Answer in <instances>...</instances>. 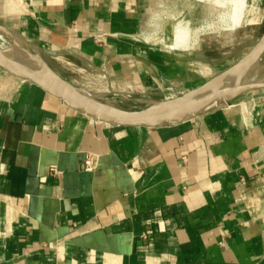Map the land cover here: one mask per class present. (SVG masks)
Wrapping results in <instances>:
<instances>
[{
  "label": "crops",
  "instance_id": "1",
  "mask_svg": "<svg viewBox=\"0 0 264 264\" xmlns=\"http://www.w3.org/2000/svg\"><path fill=\"white\" fill-rule=\"evenodd\" d=\"M180 21L190 37L175 49ZM212 23L261 38L264 0L234 29L210 0H0V27L60 52L52 66L148 97L195 83ZM0 264H264V90L177 125L125 128L0 69Z\"/></svg>",
  "mask_w": 264,
  "mask_h": 264
},
{
  "label": "water",
  "instance_id": "2",
  "mask_svg": "<svg viewBox=\"0 0 264 264\" xmlns=\"http://www.w3.org/2000/svg\"><path fill=\"white\" fill-rule=\"evenodd\" d=\"M0 31L7 33L13 42L10 48L0 47V69L41 87L72 109L106 124L125 128L177 125L199 117L216 103H230L249 92L264 90V78L250 75L264 56V34L249 54L203 85L173 100H161L140 110H129L93 101L90 93L60 75L47 60L60 52L25 48L12 31L4 27H0Z\"/></svg>",
  "mask_w": 264,
  "mask_h": 264
},
{
  "label": "rangeland",
  "instance_id": "3",
  "mask_svg": "<svg viewBox=\"0 0 264 264\" xmlns=\"http://www.w3.org/2000/svg\"><path fill=\"white\" fill-rule=\"evenodd\" d=\"M210 1H213L219 7H224L228 9L229 16L232 19L233 23L229 27L232 29L240 26L247 19V12L249 11L250 4L252 3V0ZM203 26L205 28L202 30L203 32L200 36V43L203 47V50L199 56L200 59L198 64L200 70H198L199 72L196 74L190 72L187 73V75L190 76L195 75V83L193 81H187V83L183 87H178L176 89L174 88L171 91L166 90L164 92L165 94L159 97H148V95L146 94H121L112 87H110V85L107 84V82L102 78V76H100L99 78L101 79H99V74L97 72H94L96 69L94 71H92L91 69H86L84 71L71 72L68 70H62L58 65L59 63H55L54 60L51 61L53 63V66L57 70H60L59 72H61L65 77H68L70 80H73L75 83L80 85L79 88L84 89L88 93L97 94L107 99H110L115 106L121 108L129 110H140L150 106L153 102L165 100L167 96H170L167 97V100L177 98L183 93H187L188 91H191L203 85L205 82L211 80L213 77L229 69L230 67L235 65L239 60L249 54L260 40L259 31L253 29L255 28V25L244 26L243 28H240L236 31L228 32L222 30L223 28L228 27L223 25L222 23L205 24ZM2 37L3 36H1L0 33V47L4 49L12 47V45L6 43L2 39ZM175 37V49L188 47V41L190 37V28L188 23L180 21L176 25ZM250 75L251 77L256 76L260 79L264 78V56L258 62V64L254 66ZM97 90H99V92ZM103 102L105 101L103 100ZM228 104L229 103L215 104L211 107V109L215 107H223L224 105Z\"/></svg>",
  "mask_w": 264,
  "mask_h": 264
},
{
  "label": "built area",
  "instance_id": "4",
  "mask_svg": "<svg viewBox=\"0 0 264 264\" xmlns=\"http://www.w3.org/2000/svg\"><path fill=\"white\" fill-rule=\"evenodd\" d=\"M170 97V96H167ZM167 97L165 99H167ZM174 97V96H171ZM98 165V159L93 153H88L86 155L85 161H84V170L87 172H94ZM51 173L53 176H58L61 174V172L56 168H51Z\"/></svg>",
  "mask_w": 264,
  "mask_h": 264
},
{
  "label": "bare ground",
  "instance_id": "5",
  "mask_svg": "<svg viewBox=\"0 0 264 264\" xmlns=\"http://www.w3.org/2000/svg\"><path fill=\"white\" fill-rule=\"evenodd\" d=\"M0 33H1V36H3L2 37V39L6 42V43H8V44H10V45H12L13 46V42H12V40H11V38H10V36H8L7 35V33H5V32H3V31H0ZM18 41H19V43L23 46V47H27L26 45H25V43L23 42V41H21L20 39H18ZM4 45V44H3ZM97 71V70H96ZM100 79V78H99ZM96 81V80H95ZM89 83V82H88ZM95 83H97V82H95ZM101 83H102V81H101ZM104 83V82H103ZM87 86V85H86ZM89 86V85H88ZM104 86V85H103ZM91 90V89H90ZM113 90V89H112ZM93 101H95V102H103V100L105 101V103L106 104H108V105H114V103L110 100V99H107V98H105V97H102V96H100V95H97V94H91V97H90ZM173 99H175V98H172V99H168V100H173ZM165 100H167V99H165ZM216 104H218V103H216Z\"/></svg>",
  "mask_w": 264,
  "mask_h": 264
}]
</instances>
